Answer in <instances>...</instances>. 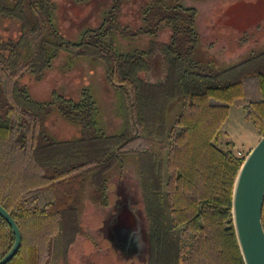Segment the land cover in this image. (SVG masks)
Instances as JSON below:
<instances>
[{
    "label": "trees",
    "instance_id": "16d2710c",
    "mask_svg": "<svg viewBox=\"0 0 264 264\" xmlns=\"http://www.w3.org/2000/svg\"><path fill=\"white\" fill-rule=\"evenodd\" d=\"M0 0V23L17 20L20 33L0 28V204L17 221L22 243L6 264H50L63 233L78 230L77 206L90 178L94 200L107 203L108 174L135 158L147 220V264H245L237 241L232 197L244 157L217 145L232 105L264 135V47L236 63L218 66L199 57L198 10L179 0H146L134 34L170 39L156 47L119 51L112 39L117 11L129 0H111L102 26L78 44L63 41L54 27L50 0ZM79 2L83 0H77ZM88 1V0H87ZM240 45L248 40L240 38ZM156 42V40H154ZM59 49L103 63L115 90L123 126L103 133L88 91L75 101L58 96L59 112L82 135L58 141L48 133L51 107L32 99L22 78L40 75ZM160 52L164 76H143ZM264 224V205L262 211ZM15 240L0 215V259Z\"/></svg>",
    "mask_w": 264,
    "mask_h": 264
},
{
    "label": "rangeland",
    "instance_id": "374dc122",
    "mask_svg": "<svg viewBox=\"0 0 264 264\" xmlns=\"http://www.w3.org/2000/svg\"><path fill=\"white\" fill-rule=\"evenodd\" d=\"M198 10L197 30L201 37L199 57L213 60L218 66L236 63L251 49L264 47V0H179ZM23 7L26 2L22 0ZM54 27L59 37L72 44L80 43L87 30L102 26L111 0H50ZM146 0H129L117 11L118 26L113 41L119 51L147 50L170 39L171 30L161 28L156 38L134 34L142 26V9ZM5 37L18 35L17 20L0 23ZM247 34L248 40L240 45ZM156 40V42L154 41ZM160 53L152 59V73L162 70ZM28 93L38 103L51 107L46 119L48 133L58 141H70L82 135L80 127L58 110V96L75 101L88 91L98 107L101 131L113 135L123 120L118 111L115 90L106 79L103 63L71 49H59L51 66L38 75L29 72L22 78ZM261 135L245 118L242 107L232 105L217 140L220 148L246 157ZM108 174L107 203L94 200L90 178L77 206L78 226L75 235L63 233V245L50 264H147L148 231L144 213L140 175L135 158L125 159Z\"/></svg>",
    "mask_w": 264,
    "mask_h": 264
},
{
    "label": "water",
    "instance_id": "95a60500",
    "mask_svg": "<svg viewBox=\"0 0 264 264\" xmlns=\"http://www.w3.org/2000/svg\"><path fill=\"white\" fill-rule=\"evenodd\" d=\"M264 135L245 157L238 172L232 197V215L237 241L245 264H264ZM0 215L10 224L15 240L0 259L8 263L22 243L20 227L14 217L0 204Z\"/></svg>",
    "mask_w": 264,
    "mask_h": 264
},
{
    "label": "crops",
    "instance_id": "0c3cea01",
    "mask_svg": "<svg viewBox=\"0 0 264 264\" xmlns=\"http://www.w3.org/2000/svg\"><path fill=\"white\" fill-rule=\"evenodd\" d=\"M160 56H161L160 59H161L162 70L159 72V74L158 75L153 74L152 69L149 72L143 74L144 77H146L147 79H149L151 81L159 80L160 78H162L164 76L165 65H164V61H163V57H162L161 53H160Z\"/></svg>",
    "mask_w": 264,
    "mask_h": 264
}]
</instances>
